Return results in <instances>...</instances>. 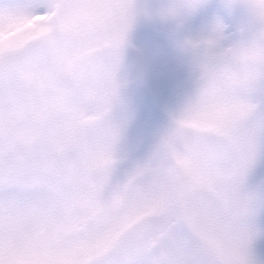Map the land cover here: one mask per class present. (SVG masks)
Instances as JSON below:
<instances>
[{"label":"snow or ice","instance_id":"snow-or-ice-1","mask_svg":"<svg viewBox=\"0 0 264 264\" xmlns=\"http://www.w3.org/2000/svg\"><path fill=\"white\" fill-rule=\"evenodd\" d=\"M261 168L264 0H0V264H264Z\"/></svg>","mask_w":264,"mask_h":264},{"label":"rangeland","instance_id":"rangeland-1","mask_svg":"<svg viewBox=\"0 0 264 264\" xmlns=\"http://www.w3.org/2000/svg\"><path fill=\"white\" fill-rule=\"evenodd\" d=\"M144 4L147 5H161L167 3L168 0H142ZM222 0H210V3L213 5H219ZM208 18V13L202 10L197 16L194 18L199 23L206 22ZM141 28L151 27L154 29H158L162 32H169L170 28L164 25H154V24H144L140 25ZM169 55L172 62V67L174 69L170 89L167 95L164 97L161 104L156 108L154 117L152 121L145 125L143 112L140 108L139 103V91L135 84H133L128 91V99L130 106L137 111V120L134 122L132 129L130 130V136L135 138L138 134H142L145 137H151L154 133L160 131L167 122V115L165 112L166 105H177L179 104L185 93L191 88V80L192 73L188 66L187 61L183 57L179 48L170 42L169 44ZM147 149V145H145V150ZM264 179V168H261L257 171V173L253 176V183H258L260 180ZM264 219V218H262ZM258 251L261 256H264V241H262L258 245Z\"/></svg>","mask_w":264,"mask_h":264}]
</instances>
